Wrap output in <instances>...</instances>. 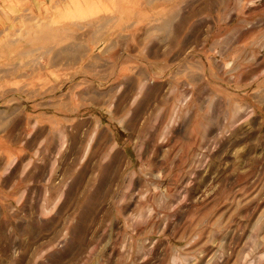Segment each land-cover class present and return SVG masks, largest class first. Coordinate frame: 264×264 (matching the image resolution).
<instances>
[{"label": "rangeland", "instance_id": "obj_1", "mask_svg": "<svg viewBox=\"0 0 264 264\" xmlns=\"http://www.w3.org/2000/svg\"><path fill=\"white\" fill-rule=\"evenodd\" d=\"M0 264H264V0H0Z\"/></svg>", "mask_w": 264, "mask_h": 264}]
</instances>
